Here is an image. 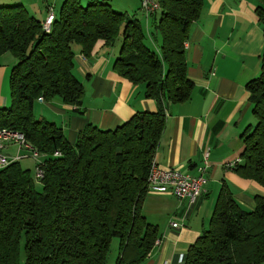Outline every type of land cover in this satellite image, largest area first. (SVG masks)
Segmentation results:
<instances>
[{"label":"trees","instance_id":"1","mask_svg":"<svg viewBox=\"0 0 264 264\" xmlns=\"http://www.w3.org/2000/svg\"><path fill=\"white\" fill-rule=\"evenodd\" d=\"M157 2L146 33L136 18L114 12L104 0H64L48 33L23 5H0V56L15 60L0 131L23 134L42 156L40 178L18 161L0 169V264H106L115 238L114 264H142L152 250L158 228L142 213L148 171L166 105L185 102L193 88L185 43L202 7L201 0ZM255 13L264 38V0H257ZM158 35L156 51L147 43ZM119 37L114 72L143 85L157 109L137 112L113 130L88 124L71 145L54 123L34 117L33 105L58 98L81 114L73 46L88 56L98 41L113 45ZM245 89L255 123L241 134L243 151L232 169L264 187V45L260 75ZM183 263L263 264L264 197L245 210L223 186L208 228L189 245Z\"/></svg>","mask_w":264,"mask_h":264},{"label":"crops","instance_id":"2","mask_svg":"<svg viewBox=\"0 0 264 264\" xmlns=\"http://www.w3.org/2000/svg\"><path fill=\"white\" fill-rule=\"evenodd\" d=\"M201 1L200 16L185 43L186 75L193 88L185 102L166 105L154 160L161 167L196 177L207 152L206 184L192 206L169 194L147 192L142 213L157 226L158 239L142 264H184L189 245L208 228L223 186L245 210L255 206V197H264V187L232 169L243 151L241 134L255 123L245 86L261 72L264 38L255 13L257 0ZM136 5L139 9V0ZM145 23L149 28V22ZM119 48L120 42L98 41L84 56L74 45L73 74L83 88V112L78 114L73 106L53 98L37 100L34 117L54 123L73 145L88 124L113 130L137 112H155L156 103L144 97L143 85H133L114 72ZM154 48L158 50L157 43ZM13 63L0 67V107L10 104L8 79ZM0 153L19 156L21 167L35 172L30 153L16 144H5ZM172 222L179 228H172Z\"/></svg>","mask_w":264,"mask_h":264},{"label":"built area","instance_id":"3","mask_svg":"<svg viewBox=\"0 0 264 264\" xmlns=\"http://www.w3.org/2000/svg\"><path fill=\"white\" fill-rule=\"evenodd\" d=\"M139 10L146 21L154 18V11H156L154 8V0H139ZM52 14L53 7L48 6L46 9V18H52ZM45 32H49L47 28ZM5 144H16L19 149L23 148L27 150L32 159L36 162L35 176L37 178L41 177V170L39 168L41 164L40 153L25 140L23 134L2 129L0 131V149H2ZM54 156H59V154L55 152ZM206 157L207 152H205L203 156V163L196 177L183 174L177 168L161 167L153 158L147 176V192L169 194L178 200H187L190 206L194 205L201 196L203 186L206 184V179L204 177L207 164ZM17 161H19V156L8 157L0 153V169ZM170 225L174 229L179 228L176 222H172Z\"/></svg>","mask_w":264,"mask_h":264},{"label":"rangeland","instance_id":"4","mask_svg":"<svg viewBox=\"0 0 264 264\" xmlns=\"http://www.w3.org/2000/svg\"><path fill=\"white\" fill-rule=\"evenodd\" d=\"M64 0H5L3 2H0V5H13V4H19L21 3L23 7L27 10V12L33 16L35 19H37L39 22H44V19L46 18V9L48 6L53 7V13L54 17L58 14L59 9L62 5ZM82 4H85L87 0H80ZM107 5L113 10L114 12L123 14L126 18H136L143 31H145V18L142 15V13L139 11L138 6L136 5V0H104ZM149 22V30L151 29V22L152 19L148 20ZM160 36H157V40L155 42H149L147 43L150 48H154V45L157 43V46H159ZM117 42H120L121 44V38L119 37L117 39ZM154 44V45H153ZM11 62H14V58L11 56L10 53H5L0 56V67H5ZM8 104L7 106H9ZM6 106V107H7ZM32 174H34L33 171H31ZM39 187V186H38ZM117 247H118V239H113L110 248L107 254V260L106 264H114L116 257H117ZM22 249V246H21ZM24 260L23 252L21 253V261ZM264 264V263H263Z\"/></svg>","mask_w":264,"mask_h":264},{"label":"bare ground","instance_id":"5","mask_svg":"<svg viewBox=\"0 0 264 264\" xmlns=\"http://www.w3.org/2000/svg\"><path fill=\"white\" fill-rule=\"evenodd\" d=\"M154 8L156 9V11H154V14H156L159 11V5H158L157 0H154ZM53 21H54V13L52 14V18H45V20L43 22V28H44L45 31H46V28H47V31L50 30ZM145 26H147V24ZM41 158H42V156H41ZM41 158H40V161L42 162V159Z\"/></svg>","mask_w":264,"mask_h":264}]
</instances>
